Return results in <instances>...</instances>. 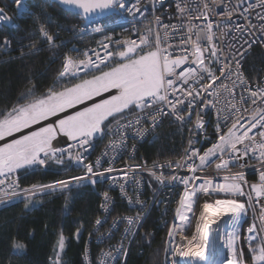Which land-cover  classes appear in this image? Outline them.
Instances as JSON below:
<instances>
[{
	"label": "snow or ice",
	"instance_id": "obj_1",
	"mask_svg": "<svg viewBox=\"0 0 264 264\" xmlns=\"http://www.w3.org/2000/svg\"><path fill=\"white\" fill-rule=\"evenodd\" d=\"M156 2L134 0L129 6L128 0H57L84 21L83 26L67 29L74 34L73 39H83L89 29L105 34L95 46L80 49L73 45L60 54L51 83L43 89H38L29 75L30 86L0 108V203L23 199L27 208L39 195L70 192L86 183L94 186L104 178L119 184L130 205H140L136 215L115 219L107 238H112L121 223L126 224L124 238L129 234L134 238L146 217L140 193L133 189V200L126 185H138L137 170L143 169L162 184L167 179L184 186L173 222H166L165 256L166 260L172 258L171 264H176V257L206 264L208 249L215 247L219 254L221 242L230 252L228 264H264V78L249 79L243 72V62L253 46H264V0H236L231 7L224 0H175L177 23L171 22L172 17L165 22L156 15ZM149 3L153 6L150 20L146 15ZM14 4L19 14L29 12L25 0H14ZM218 7L222 11H217ZM109 14H126L134 26L117 36L99 22ZM240 19L246 23L230 27ZM4 22L11 23V17L0 8V23ZM50 22L43 10L33 14L36 32L49 47H64L69 42L57 43L47 27ZM230 33L240 35L229 37ZM11 45L4 37L0 51L7 52ZM41 50L32 42L21 46L12 59L24 61ZM56 58L54 54L53 60ZM249 108L251 114L246 119L244 113ZM165 119L190 126L195 137L189 139L178 160L117 170L112 166L115 156L104 159L109 152L123 154L130 139H145ZM105 139V150L93 163L88 154L98 140ZM201 139L210 146L197 147ZM131 152H136L135 144ZM130 159H135L134 155ZM253 160L255 164L250 163ZM103 162L110 166L103 168ZM53 163L65 171L82 168L84 174L21 186V173ZM249 167L258 172L255 182L246 175ZM165 168L173 174L165 177ZM210 168L212 172L207 171ZM180 169L190 175H178ZM113 172L118 175H111ZM221 176L222 181L216 179ZM221 194L223 198H219ZM102 195L100 207L107 215L95 219L97 230L111 214L109 192ZM213 196L218 198L213 200ZM249 212L253 220L245 236L241 226L247 223ZM225 217L231 229L226 236L219 226ZM193 221L194 230L189 234L186 230ZM80 234L81 228H77V238ZM12 247L22 250L26 245L14 241ZM64 248L61 233L51 264H62ZM113 252L127 254L121 242L119 247L102 252L99 264L115 261Z\"/></svg>",
	"mask_w": 264,
	"mask_h": 264
},
{
	"label": "trees",
	"instance_id": "obj_2",
	"mask_svg": "<svg viewBox=\"0 0 264 264\" xmlns=\"http://www.w3.org/2000/svg\"><path fill=\"white\" fill-rule=\"evenodd\" d=\"M28 1L32 5L28 7L29 12L22 14L19 19V28L13 38L16 48L8 58L0 61V108L14 101L21 91L30 86L27 84L29 75L38 89H43L51 83V78L60 63L58 57L65 50V47L58 49L41 47L42 50L38 54L27 57L24 61L12 59L18 56L21 46L32 43L30 40L38 43L31 35L35 27L33 14L41 13L42 6L40 7L39 4L43 0ZM11 2V0H0V5L7 6ZM48 6L50 10L47 11ZM42 10L47 16L53 11V16L57 20H82L57 3H48ZM89 41L88 38H83L77 40L76 44L83 47L87 46ZM54 54L57 56L55 60H53ZM247 63L253 70L256 63L263 65L264 59L256 50ZM181 138V133L174 126L167 127L162 130L157 141L145 144L144 155L150 160L156 156L175 154ZM76 173L74 169L65 171L64 168L53 163L47 168L37 167L35 171L21 173L20 184L22 187L34 183L47 184L54 180L67 179ZM99 203V196L88 184L74 187L70 192L54 191L39 195L27 208L23 199L12 203H0V264H51V259L55 258L54 249L61 233L65 237V248L61 253L62 264H81L85 235L99 214ZM77 228H81L79 238L76 236ZM146 233L152 235L148 236ZM165 238L166 229L160 228L155 218L148 219L144 224V233L133 246L126 264H161ZM14 241L26 245V248L14 250L12 247Z\"/></svg>",
	"mask_w": 264,
	"mask_h": 264
},
{
	"label": "built area",
	"instance_id": "obj_3",
	"mask_svg": "<svg viewBox=\"0 0 264 264\" xmlns=\"http://www.w3.org/2000/svg\"><path fill=\"white\" fill-rule=\"evenodd\" d=\"M43 2V3H42ZM39 6L40 12L42 9H45V5L48 3H55L52 0H43ZM134 2V0H128V5L131 6V4ZM163 7H161V0H157L155 4L156 8V15H161L162 19L165 20V22H168V18L172 17L171 22L177 23V20L174 18V11H175V0H162ZM25 3L27 7L32 5L31 2L28 0H25ZM37 3V2H35ZM224 3L227 4L229 7H231L233 4L236 3V0H224ZM4 10V13L11 17V23H0V40H2L4 37H8L12 41L11 48L7 51H0V61L2 59L8 58L9 54L13 51L14 48H16L14 45V37L16 35V31L19 28V19L22 17L21 14L18 13V10L14 4V1L11 2V4L7 6H1ZM50 10L49 6L47 8V11ZM217 11H222V8L218 7ZM259 11V9H257ZM153 12V6L152 4H148V12L146 15L148 16L149 20L152 17ZM39 13V12H38ZM39 15V14H37ZM51 17V22L47 25L49 31L54 34L57 38V43L60 41L69 42L66 43L65 50L72 48L73 45H75L77 48L84 49L87 47L95 46V42L97 40H100L102 36L105 34L103 32H93L91 29L88 30V32L84 35L83 38H88L89 44L87 46H80L76 44L77 40L81 39H73V33L68 31L67 29L71 28L73 25H79L83 26L84 21L83 19L80 21H68L65 19L57 20L52 14L48 15ZM138 17V21H139ZM255 19V17H253ZM131 17H126V14L124 16L117 15V14H109L107 17L102 18L99 20V22L103 25H105L110 32L115 33L117 36H120L124 33V30L131 29L134 25L133 23H130ZM196 23H202V21H195ZM144 23H147V21H144ZM245 24L246 21L243 19H240L239 21H236L235 23L231 24L230 27L234 28L235 24ZM12 24H15L16 27H12ZM136 26H141L139 23H137ZM237 35L239 36V33H230L229 37L231 35ZM32 37H34V40H36L38 43V47H49L46 41L39 35L38 32H36V25L31 33ZM258 35V34H257ZM229 37H226L227 40ZM35 43V41L30 40ZM41 45V46H40ZM50 48V47H49ZM258 50L260 54L262 55L264 59V46L260 45L259 43L255 44L253 48L251 49V54L247 56V58L243 62V72L246 77L249 79H260L264 78V64L261 65L260 63H256L254 65L253 70H251L248 67V59L249 57L254 53V51ZM75 55V53H73ZM251 114V108H249L248 112L244 113L245 118H249ZM214 119V117H213ZM174 126L179 132L181 133V143L180 146L177 148L175 154H169L165 156H156L152 159L148 160L147 157L144 155L143 147L146 143L152 144L155 141H157L160 138L161 132L163 129ZM190 126H181L179 123L174 122L170 119H165L162 126L157 128L154 132H152L150 135H148L143 140L138 139H130L128 141V150L124 152L123 154L119 153H113L109 152V156L104 158L105 160L112 159L113 156H115V160L112 164V166L117 170L125 169L128 166L135 167L136 165H144L147 163V166L150 168L153 164V162H164L167 160H178L184 152V149L188 146V141L190 138H195L193 133H190L189 131ZM209 135H211V128L208 129ZM131 135V133H130ZM154 137H158L157 139H153ZM108 141L105 139L104 141H97L95 150L90 151L88 154V159L92 161L93 163L96 161L98 157L101 156L102 152L105 150V146L107 145ZM132 144H135L136 152H131V146ZM210 146L209 144L205 143L203 139H201V143L197 145V147H207ZM135 157V159H130V156ZM250 163L255 164V161H251ZM109 163L103 162L102 167L107 168L109 167ZM72 169L76 170L77 173L74 176H81L84 174L82 168H75ZM207 171L212 172V169H208ZM233 171H239L238 168H233ZM138 175L136 179L140 181V183L137 185L135 183L126 185V192L128 195L133 197V200H135V194L133 193V189L136 190V192L140 193V200L144 204L142 215L146 217V219L143 220V227L137 230V234L133 238L130 234L127 238H124L125 233L124 229L126 227V224L121 223L119 225L118 230L114 231L112 238L108 239L107 234L109 229L112 226V223L115 219L123 216H134L136 215V212L140 210V205L132 204L130 205L127 201V199L122 195L121 189L119 187V184H113L111 180H106L104 178H99V182L96 183L94 186L90 183H86L90 185V187L97 193L99 196V214L95 217L104 219L107 215L103 209H101L100 205L103 202V193L105 191L109 192L110 201H109V207L111 208V214L108 216L107 223H105L102 227H100L97 230V226L95 225L93 220V223L89 229V231L85 235V241L83 246V251L81 253V264H99V261L101 259V253L102 252H108L110 248H116L119 247L120 243L123 242V245L125 249L127 250V254H117L115 252L112 253L113 256L116 257L115 261H109V264H126L128 256L135 245L136 241L140 238V236L144 233V224L146 221L150 218H155L157 221L159 227H163L166 229V238H165V246H164V252L162 257L161 264H171V257L166 260L165 256V249L167 248V232L168 227L166 226V222L168 225H171L174 218V212L176 207L178 206V202L180 199V196L183 194L184 186L179 183H172L168 181L167 179L162 184L158 181H156L152 176L148 174L147 171H144L143 169L137 170ZM246 175L250 182H255L258 179V172L255 167H249L245 169ZM159 174V173H158ZM163 174L165 177H168L173 174L172 169L165 168L163 170ZM178 175H190V173H187L186 169H180L177 172ZM107 175V174H106ZM111 175H118L117 172H113ZM131 177V173L129 174ZM202 175V174H201ZM216 179L222 181V176L217 177ZM218 197L213 196L211 199H216ZM223 198V194H221V197ZM202 202V201H201ZM228 217H225L223 221L220 222V229L221 233L223 235H227V233L231 230L230 226L228 224ZM245 220L247 223H243L241 226V232L244 233V235H247V227L252 223L253 217L252 213L249 212L248 216L245 217ZM214 227H216L214 225ZM194 230V221L192 225L186 230L189 234L191 231ZM240 242L238 241V244ZM245 247V245H243ZM219 254H217L215 247L212 248V255L210 256L208 260V264H228V260L231 258L229 249L227 247H224L222 242L219 243ZM176 264H199V261L196 259H190V258H175Z\"/></svg>",
	"mask_w": 264,
	"mask_h": 264
},
{
	"label": "water",
	"instance_id": "obj_4",
	"mask_svg": "<svg viewBox=\"0 0 264 264\" xmlns=\"http://www.w3.org/2000/svg\"><path fill=\"white\" fill-rule=\"evenodd\" d=\"M11 1H14V0H11ZM52 1L55 2V3H57V0H52ZM57 4H58L61 8H63L64 10H66V11H70V12L73 13V11H72L71 9L67 8V6H63V5L59 4V3H57ZM107 16H108V15H107ZM107 16L101 17L100 19L105 18V17H107ZM212 248H213V247H210V248L208 249V252H207V262H206V264H208V260H209L210 256L212 255ZM199 264H205V262L199 261Z\"/></svg>",
	"mask_w": 264,
	"mask_h": 264
},
{
	"label": "rangeland",
	"instance_id": "obj_5",
	"mask_svg": "<svg viewBox=\"0 0 264 264\" xmlns=\"http://www.w3.org/2000/svg\"><path fill=\"white\" fill-rule=\"evenodd\" d=\"M245 248H247L246 245H245Z\"/></svg>",
	"mask_w": 264,
	"mask_h": 264
}]
</instances>
